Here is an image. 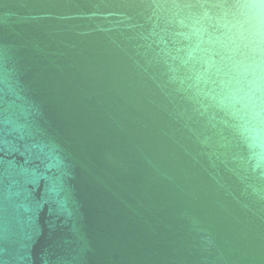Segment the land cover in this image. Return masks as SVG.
<instances>
[{"label": "water", "instance_id": "1", "mask_svg": "<svg viewBox=\"0 0 264 264\" xmlns=\"http://www.w3.org/2000/svg\"><path fill=\"white\" fill-rule=\"evenodd\" d=\"M0 264H264V0H0Z\"/></svg>", "mask_w": 264, "mask_h": 264}]
</instances>
